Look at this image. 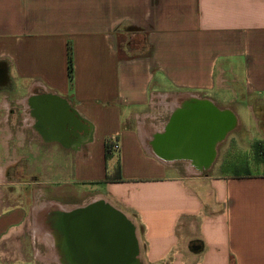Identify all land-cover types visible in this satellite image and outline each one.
Wrapping results in <instances>:
<instances>
[{"label": "crops", "instance_id": "crops-1", "mask_svg": "<svg viewBox=\"0 0 264 264\" xmlns=\"http://www.w3.org/2000/svg\"><path fill=\"white\" fill-rule=\"evenodd\" d=\"M0 70V264H64L44 219L100 203L124 264H264V0H0ZM41 154L35 195L12 171Z\"/></svg>", "mask_w": 264, "mask_h": 264}, {"label": "water", "instance_id": "water-1", "mask_svg": "<svg viewBox=\"0 0 264 264\" xmlns=\"http://www.w3.org/2000/svg\"><path fill=\"white\" fill-rule=\"evenodd\" d=\"M6 79V71L0 70V84ZM229 121H209V150L224 137L229 130ZM210 152V151H209ZM69 226L75 245L80 247L95 262L99 260L114 262L120 255V235L133 229L126 218L110 206L78 212L69 218Z\"/></svg>", "mask_w": 264, "mask_h": 264}, {"label": "rangeland", "instance_id": "rangeland-1", "mask_svg": "<svg viewBox=\"0 0 264 264\" xmlns=\"http://www.w3.org/2000/svg\"><path fill=\"white\" fill-rule=\"evenodd\" d=\"M250 132H251V134L253 136L256 135V133H257L256 132L255 124L252 121L250 122ZM236 135H237V133L230 135L228 137V139H227V142H226L224 148H223L224 151H225V154L226 155L229 154L230 157H232V155L234 153L237 154V155H239L240 153L245 152L246 149L248 148V145L246 143H244L242 141V139H240V141H238V140L232 141L234 138H236ZM45 159L46 158L41 154V157L39 156L37 158L36 157L35 158H32V161H35V162H33V163L30 162V164L27 163L28 166H32V168H31L32 169V172H33L32 174H26L25 173V169H24V168H26L25 167V163L22 162L21 164H19V166L15 170L12 171L13 180L14 181H17V182H22L23 183L27 179V181H29V182L32 183L31 187H33L34 192H35V195H36L37 193L40 192V189L43 188L42 185H45V184H41V183H46L47 181L48 182L49 181H54L55 180L54 177H56V176H54L52 174H45V175L37 174L38 171L37 170L35 171V169H37V165H40V164L42 165V163H44V160ZM220 166H221L220 170L222 172L231 171V169H230L231 167L227 163H224L223 160H222V158H220ZM38 168H40V167H38ZM52 178H53V180H52ZM56 180H58V179H56ZM55 186L57 187V185H55ZM80 189H81L80 195H81L82 201L83 200H87L89 198H93V199L95 198L96 199L97 198L96 196H99L100 193H101L97 189L96 186H91V185H85V186L82 185V187ZM58 190L59 189H56V192ZM24 191H25V187L23 188L22 191H20V194L23 197H24ZM36 201H38L37 198H36ZM42 202H43V200H42ZM54 210L57 211V209H54ZM44 220H45V222L48 221V223L50 224V226L53 225V223L55 222V221L52 222L50 218H47V219H44ZM55 235H56V233H55ZM55 256H56V254H52V253H49L48 254L47 260L49 259V263L50 264H53V263L55 264L56 263V260L54 258ZM67 256H68V254H63L62 253V257L63 258L64 257H67Z\"/></svg>", "mask_w": 264, "mask_h": 264}, {"label": "flooded vegetation", "instance_id": "flooded-vegetation-1", "mask_svg": "<svg viewBox=\"0 0 264 264\" xmlns=\"http://www.w3.org/2000/svg\"><path fill=\"white\" fill-rule=\"evenodd\" d=\"M34 162V161H31ZM71 216V215H70ZM70 216H65L64 214L54 212L50 217L51 221L54 222L52 226L53 230L57 232L58 238L60 240V250L63 254H68L64 257L66 264H124V257L131 250L132 238L131 234L127 231L120 235V255L118 260L114 262L98 260L95 262L91 257L86 258V254L80 247L75 245L74 236L71 233V228L69 226ZM132 241V242H131Z\"/></svg>", "mask_w": 264, "mask_h": 264}, {"label": "bare ground", "instance_id": "bare-ground-1", "mask_svg": "<svg viewBox=\"0 0 264 264\" xmlns=\"http://www.w3.org/2000/svg\"><path fill=\"white\" fill-rule=\"evenodd\" d=\"M210 107H211V106H210ZM213 108H214V107H213ZM216 108H217V107H216ZM210 109H211V108H210ZM217 109H218V108H217ZM211 110H214V109H211ZM225 112H226V111H225ZM217 113H219V112H217ZM217 113H216V114H217ZM232 113H233V112H232ZM223 114H224V113H223ZM219 115H221V114H219ZM224 116H225V115H224ZM224 116H223V117H224ZM234 121H235V120H234ZM229 131H230V130H229ZM213 154H214V153H213ZM211 159H212V158H211ZM161 160H162V159H161ZM202 163H203V162H202ZM202 163H201V164H202ZM199 166H200V165H199ZM97 197H98V196H97ZM101 197H102V196H101ZM104 200H105V199H104ZM56 204H57V203H56ZM59 205H60V204H59ZM41 206H42V205H41ZM41 206H40V208H42ZM70 207H71V206H70ZM70 207H69V208H70ZM101 207H106V205H105V204H101V203H100V204H94V205L89 206V207H87V208H84V209H80V210L75 211L74 213L71 214V216L74 215L75 213H78V212L82 213V212H86V211L91 210V209H98V208H101ZM110 207H111V206H110ZM47 208H48V207H47ZM52 208H53V207H52ZM54 208H55V207H54ZM75 208H76V207H75ZM50 209H51V208H50ZM62 209H63V208H62ZM71 210H72V209H71ZM57 212L60 213L59 211H57ZM64 214H65V216L68 215V214H66L65 212H64ZM39 215H41V214H39ZM35 216H36V215H35ZM131 219H132V218H131ZM38 221H39V220H38ZM51 232H52V231H51ZM56 234H57V233H56ZM54 235H55V233H54ZM56 236H58V235H56ZM57 240H58V238H57ZM132 241H133V240H132ZM132 241H131V242H132ZM133 243H134V241L131 243V250H130L129 254H131L132 250L134 249V244H133ZM57 248H58V247H57ZM54 258H55V257H54ZM64 262H65V261H64ZM142 262H143V261H142ZM62 263H63V262H62ZM64 264H65V263H64Z\"/></svg>", "mask_w": 264, "mask_h": 264}, {"label": "trees", "instance_id": "trees-1", "mask_svg": "<svg viewBox=\"0 0 264 264\" xmlns=\"http://www.w3.org/2000/svg\"><path fill=\"white\" fill-rule=\"evenodd\" d=\"M74 75V62H73V50L71 45L68 47V77L70 82H73Z\"/></svg>", "mask_w": 264, "mask_h": 264}, {"label": "built area", "instance_id": "built-area-1", "mask_svg": "<svg viewBox=\"0 0 264 264\" xmlns=\"http://www.w3.org/2000/svg\"><path fill=\"white\" fill-rule=\"evenodd\" d=\"M109 145L112 148L113 151H118L120 149V143L117 141L116 138H112L109 141Z\"/></svg>", "mask_w": 264, "mask_h": 264}]
</instances>
